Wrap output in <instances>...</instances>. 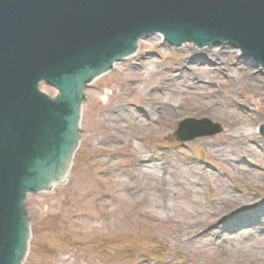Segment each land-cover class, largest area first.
<instances>
[{"label": "rangeland", "instance_id": "374dc122", "mask_svg": "<svg viewBox=\"0 0 264 264\" xmlns=\"http://www.w3.org/2000/svg\"><path fill=\"white\" fill-rule=\"evenodd\" d=\"M159 36L143 37L133 56L83 90L81 144L65 184L30 193L25 202L32 240L24 264H264V137L257 133L264 123V72L231 45L178 49ZM217 57L225 66L213 65ZM190 77L218 82L208 88L215 91L214 111L209 94L180 89L173 115L150 113L159 85L170 80L181 87ZM124 108L140 123L114 143L111 116ZM186 118L210 119L223 130L180 142L173 133ZM133 154L152 157L166 178H176L182 166L204 175L192 186L180 179L169 215L156 213L154 180L139 168L133 172ZM114 168L120 174L111 179Z\"/></svg>", "mask_w": 264, "mask_h": 264}, {"label": "water", "instance_id": "95a60500", "mask_svg": "<svg viewBox=\"0 0 264 264\" xmlns=\"http://www.w3.org/2000/svg\"><path fill=\"white\" fill-rule=\"evenodd\" d=\"M155 32L229 42L264 68V0H0V264H23L29 193L66 180L85 87ZM221 130L186 118L175 137Z\"/></svg>", "mask_w": 264, "mask_h": 264}, {"label": "bare ground", "instance_id": "6f19581e", "mask_svg": "<svg viewBox=\"0 0 264 264\" xmlns=\"http://www.w3.org/2000/svg\"><path fill=\"white\" fill-rule=\"evenodd\" d=\"M160 40L163 39L162 36H159ZM216 56V55H215ZM217 62H214L213 65L215 64H219V67L223 66L224 63L220 62L221 59L220 58H216ZM225 66V65H224ZM212 68V67H211ZM176 71V70H175ZM180 72V71H178ZM176 73V72H175ZM191 81V82H190ZM193 81V82H192ZM177 82V81H176ZM217 81H214V83L212 81H203L202 79H199L198 77H195L194 79H192L191 77L189 78L188 81H184V84H181L183 86H178L175 85V83L173 84L172 81L167 80L165 82H163V84L159 85L160 87H158L156 89L157 93L154 94L153 99L156 100V98H158V101L156 105L154 107H152L151 112L150 113H154V115H156L157 113H161L162 115H167L168 117L173 115L175 113V111H177V106L173 105L172 100H174V98L178 95L177 93H181L180 89H184V90H195L196 89L202 93L203 95H208V97L210 98L209 104H208V108H210V110L214 111L215 108H217L216 104L214 103V99H215V91L213 92L212 90L210 91L211 87H215L218 85V82L215 83ZM179 83V82H178ZM193 83V85H192ZM180 84V83H179ZM203 86H205L203 88ZM179 88V90L176 89ZM205 89V90H202ZM160 92V94H159ZM191 92V91H190ZM161 96H170V100H165L163 97ZM152 99V100H153ZM82 107L80 108L79 111V124L78 127L79 129L81 128V115H82ZM110 111H115V110H110ZM109 111V112H110ZM116 115V116H115ZM110 120L113 124H116V126L118 127V131L112 135V142L114 143H122V141L124 140L125 136H132V132L134 131V129H136L138 127V123H140L139 118H137L134 114H132L128 109L124 108L123 109H119L116 110L114 112V115L111 116ZM157 119L161 120L162 116H158ZM142 122V121H141ZM247 128V127H246ZM79 140L77 142V145L75 146V150H74V154L71 156L70 163H69V167H68V174L67 177L69 176L70 173V169L72 168L73 165V158L76 155L77 151L79 150V144H80ZM215 152L217 154H223L224 156L229 157L230 154L227 153V151L222 148V147H215ZM155 160L152 157H144V158H136L135 155L133 154V161H132V168H133V172H134V168H139V171L142 173L143 177H150L152 178L154 181L153 183L150 185V189H152L155 194H156V198L151 202V209L154 212H162L166 215H169V199L173 200V197H176L178 195V188H174L173 186H181V181H184L186 186H192V185H197L198 182H200V176L201 175L203 177V172L202 171H197L196 170V166L191 167H186V166H182L179 168L178 172H177V176L174 179H170V178H166L163 174H162V169H164V167H158L159 164L154 162ZM110 173H112V175H114L111 179L116 178L117 175L119 177V170L114 168V170H109ZM66 177V180H67ZM221 181V180H219ZM58 183L54 182L53 187L57 186ZM222 188H224V184H221ZM224 186V187H223ZM220 187V186H218ZM225 189V188H224ZM229 196H231V198L233 199H237L239 201V199L234 196L233 192H229ZM118 196H115V200L114 202H118ZM117 204V203H116ZM29 227V238H30V243H31V227L28 225ZM196 233H200L199 229H195ZM194 233V234H196ZM30 243L28 246V250L25 254L24 257V261L23 263L26 261L25 259L27 258L28 254H29V247H30Z\"/></svg>", "mask_w": 264, "mask_h": 264}]
</instances>
